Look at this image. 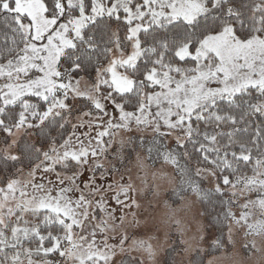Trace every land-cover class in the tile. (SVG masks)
<instances>
[{"label":"snow or ice","instance_id":"1","mask_svg":"<svg viewBox=\"0 0 264 264\" xmlns=\"http://www.w3.org/2000/svg\"><path fill=\"white\" fill-rule=\"evenodd\" d=\"M158 181L264 264V0H0V264H168Z\"/></svg>","mask_w":264,"mask_h":264},{"label":"rangeland","instance_id":"2","mask_svg":"<svg viewBox=\"0 0 264 264\" xmlns=\"http://www.w3.org/2000/svg\"><path fill=\"white\" fill-rule=\"evenodd\" d=\"M156 167L158 168L159 165L157 164ZM155 170V169H153ZM168 171H171L170 169H167ZM148 181L149 184L152 183V177L149 174L148 175ZM158 183H160L161 188H160V197L158 198L160 201H164L167 200L169 204H171L172 208L177 209V213H176V219L181 220L182 223H185L188 228L189 231L187 233V236L185 237H181L180 232L177 231V226L175 224H167L164 225L161 223V221L163 219H166L164 217V212L165 209L163 207V204H159L156 205V200L152 197L151 193L149 192L147 194L146 199H144L143 203L145 204V207H147L148 205V201H152L153 205L156 206L157 210L155 213H153L154 216H156V225L159 226L162 230H166L169 234L170 240L169 243L171 244L172 247H174L177 252L180 253V255L176 256V255H167L165 253H161L160 255V259L161 260H167L168 264H171V262L175 259L176 261H180L181 259H187L190 257H186L185 254L182 252L183 249V245L180 243V240L182 238H188L191 237L192 235L195 234V229L198 226L197 222L193 219V213L192 212H184V211H180L181 208V202L179 201V199L171 192V187L170 185H168L165 181H158ZM197 209L201 208V205L197 204L196 205ZM189 221H191V223H189ZM199 226H202L204 228L205 231V235H206V241H205V245L207 246V244L211 243V240L215 237V235H217V233L214 232H208L207 231V223H206V217L202 216L199 218ZM156 229L153 228V233H155ZM210 234V235H209ZM141 237L142 238H146V236L143 235V233H141ZM239 247V245H238ZM127 256V255H126ZM132 256L136 257V259L140 260L143 257L140 256L139 253H132ZM130 256V257H132ZM117 259H120L119 257ZM262 259L261 255L259 253L251 256V261L252 264H259V261ZM145 264H148V261L145 259Z\"/></svg>","mask_w":264,"mask_h":264},{"label":"trees","instance_id":"3","mask_svg":"<svg viewBox=\"0 0 264 264\" xmlns=\"http://www.w3.org/2000/svg\"><path fill=\"white\" fill-rule=\"evenodd\" d=\"M205 217H206V223H207V231L208 232H214L215 230L212 228V227H210V224L212 223V218H211V216H208V215H205ZM211 232V233H212ZM210 235V234H209ZM217 235H218V233H217ZM124 261H125V264H129V262L131 261L132 262V264H138V259H136L135 261H132V257H130V256H125L124 257Z\"/></svg>","mask_w":264,"mask_h":264}]
</instances>
